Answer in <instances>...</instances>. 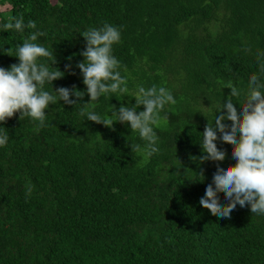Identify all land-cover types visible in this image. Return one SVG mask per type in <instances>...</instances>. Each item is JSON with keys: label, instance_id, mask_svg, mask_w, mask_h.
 Listing matches in <instances>:
<instances>
[{"label": "trees", "instance_id": "obj_1", "mask_svg": "<svg viewBox=\"0 0 264 264\" xmlns=\"http://www.w3.org/2000/svg\"><path fill=\"white\" fill-rule=\"evenodd\" d=\"M20 14L36 28H0V48H9L0 67L18 63L15 45L38 30L36 42L65 73L53 89L83 91L82 34L108 22L123 26L114 55L129 88L164 86L176 102L155 126L161 151L151 158L132 152L142 142L126 125L87 121L80 105H50L44 127L9 118L10 140L0 148V264H264V216L237 205L220 218L199 204L217 164H235L232 144L218 140L225 159L203 162L198 144L210 115L204 107L230 94L229 81L245 88L257 71L264 0H0V25ZM121 104L135 98L102 97L85 111L107 117ZM218 198L227 203L222 191Z\"/></svg>", "mask_w": 264, "mask_h": 264}, {"label": "clouds", "instance_id": "obj_2", "mask_svg": "<svg viewBox=\"0 0 264 264\" xmlns=\"http://www.w3.org/2000/svg\"><path fill=\"white\" fill-rule=\"evenodd\" d=\"M10 20L0 28L20 34H24L26 29L36 28L35 21L28 19L25 22L23 14L12 16ZM122 30V25L104 22L99 27H89L82 34L86 44L80 53L83 60L76 67L85 85L83 91L75 87L53 89V81L61 79L65 73L53 67L56 64L53 50L36 42L39 36L44 35L43 32H29L23 43L16 44L12 56L18 63L9 68L0 67V148L6 147L10 140L4 127L9 118L19 114L20 120L27 117L38 122L39 127H44L48 116L46 110L50 105L63 101L65 105H80V115L87 121L109 128L114 122L126 125L142 142L131 143L132 152L142 150L149 158L158 155L161 149L155 126L165 106L176 102L174 94L156 84L149 87L137 84L129 88L128 77L122 74L127 72V68L114 55V46L121 42ZM8 51L4 45L0 48V53ZM255 63L257 71L249 73L245 88L229 81L225 86L230 89L228 96L215 104L210 100L209 107L203 106L210 115H204L207 124L200 133L198 144L202 154L199 160L223 161L225 151L218 148L219 140L232 144L230 155L236 161L234 165L218 163L211 182L205 184L204 195L199 198L202 207L220 218H229L237 205L241 208L247 205L252 214L264 216V50H255ZM65 70L71 71V65H65ZM85 95L89 97L88 102L78 103L77 100ZM113 96L117 100L125 96L135 98V104H121L119 108L110 105L107 117L94 109L85 111L86 106L91 108L102 97L109 100ZM140 106L143 110L138 112ZM195 174L198 177L196 182L203 183V173ZM219 191L223 192V200L227 203L222 204L218 198Z\"/></svg>", "mask_w": 264, "mask_h": 264}]
</instances>
